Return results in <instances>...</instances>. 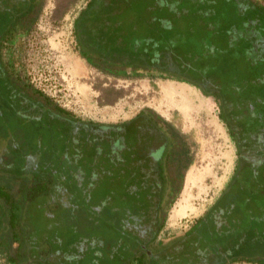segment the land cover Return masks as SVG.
I'll return each instance as SVG.
<instances>
[{"label": "rangeland", "instance_id": "obj_1", "mask_svg": "<svg viewBox=\"0 0 264 264\" xmlns=\"http://www.w3.org/2000/svg\"><path fill=\"white\" fill-rule=\"evenodd\" d=\"M155 1L108 0L102 11V20L94 23V32L85 36L86 42L84 39L81 44L76 40L74 21L87 0H42L33 25L17 38L10 53L14 55L15 70L24 79L80 119L98 124L120 123L143 108H151L184 135L193 153V161L184 171L173 203L165 211L159 237L166 241L181 234L204 212L233 172L236 146L220 118L218 105L198 88L174 79L159 78L145 72L126 77L105 73L90 66L77 50L78 47L88 56L101 55L108 63L122 60L130 65L137 62L139 56L135 52L148 45L144 37L151 33L141 28L143 21L151 17L159 25L158 20L163 17L158 12L159 7L153 6ZM157 1L160 3L161 0ZM252 1L264 3V0ZM166 2L171 7L174 5V0H162V3ZM0 5L7 9V16H16L12 6L4 2ZM223 7L233 16L219 25L220 32L238 34L237 38H241L240 32L248 28L253 33V40L248 37L249 40L240 41L236 46L250 47L252 56L263 62L264 14L254 7L235 14L234 6L224 1ZM174 8L166 34L182 37V40L178 39L181 49L177 51L178 58L187 61L191 57L188 55L189 46L195 42L196 53H203L210 48L212 39L198 36V31L190 34V12H182L181 6ZM221 54L224 56L226 52H219L218 57ZM231 54L233 56L220 59L224 70L231 76L232 83L246 84L242 94L244 102L256 112L263 111L259 122H264V83L256 86L251 82L255 81L253 78L258 79L259 70L252 69L251 76L242 77L237 70L243 55L235 50ZM258 66L263 69L264 63ZM170 86L185 89V98L189 102L171 93ZM8 114L0 105V162L16 155L17 159L9 163L12 170L22 171V177L29 183H34V175L44 182L34 204L25 207L24 216L22 212L20 214L24 219L20 222L24 226L19 231V242H23L24 249L16 264H124L126 257H122L124 253L119 255V249L113 253L115 258L109 256L112 254L109 250L112 236L98 231L102 222L95 207L97 197L104 190L102 181L98 180L103 178L101 167L107 165L103 163L104 153L97 151V145H89L90 140L83 131L79 132L74 143L60 136L61 132L52 126L54 130L39 125L29 134L25 130H16L15 123L7 120ZM247 121L250 123L248 129H252L251 119ZM49 135H52V141L48 139ZM66 152L68 155H63ZM20 162L24 166L19 165ZM96 173L99 176L94 177ZM250 174L246 168L244 175L253 183L255 174L253 177ZM47 178L50 184L44 185ZM256 180L254 183L258 187L262 182ZM17 190L16 185L14 191ZM6 216V209H0V250L3 251L9 248L7 243H12L6 228ZM253 225L256 236L263 234L264 221H254ZM96 238L105 242V246L96 243ZM88 239L92 244H88ZM10 246L14 251L15 244ZM256 247L261 246L250 247V253L264 256V247ZM5 257L7 259L6 254ZM0 264H7L2 256ZM235 264L253 263L238 261Z\"/></svg>", "mask_w": 264, "mask_h": 264}, {"label": "trees", "instance_id": "obj_2", "mask_svg": "<svg viewBox=\"0 0 264 264\" xmlns=\"http://www.w3.org/2000/svg\"><path fill=\"white\" fill-rule=\"evenodd\" d=\"M223 1L224 3L227 2L234 6L235 14H241L244 10L251 9V7H254L259 13L264 14V3L261 4L252 0H212L209 2L208 0H174V5L172 7L168 5V2L164 4L162 3V0L160 3L156 0L153 6L159 7L158 12L163 17L158 20L159 25L154 23V18L151 17H148L143 21L141 28H145L151 33H148L144 37V41L148 45H145L140 50L135 52V55L137 57L139 56V60L137 62L130 65L122 60L119 62L117 61L108 63L105 62L106 59L103 60L104 57L101 55L100 57L97 56L98 54H91V56H88L86 52L79 50L78 47L77 50L79 55L90 66L108 74L118 77H126L130 74L145 72L152 76L164 79H174L176 81L184 82L198 88L205 96L212 97L214 99L219 108L220 118L226 125L231 136V120L234 117L235 111L241 108L238 104V101L241 100L244 102L245 100L242 94L245 88L244 85L246 84L237 85L232 83L231 76H229V73L224 70L221 60L226 57H230L231 55L233 56V54H231L233 50L241 53L243 55V59L239 61L237 71L242 77H245L251 76L250 74L253 73L251 72L252 69L254 70L258 68V74H260L258 79L253 78L255 81H251L253 82L252 84L257 86V83H264L262 80L264 77V68L262 69L260 66H258L260 63H264V59L263 62L262 59L259 60L261 62H258L257 59H255L250 53V47L246 48L236 46V44L240 41L249 40L248 37L253 40L252 34H250L247 29L240 32L239 36H241V38H237L238 34L227 35L226 33L222 34L220 32L219 25H221L222 22L231 20V16H233V14H228L226 9L223 7ZM18 2L20 5L17 6L15 4L16 9H14L17 14L16 16L12 17L13 20H11L8 24L9 27L11 26L14 29L16 28V23H18V20L23 18V14H25L30 7L25 4V0H18ZM107 3L108 0H87L84 8L79 12L74 21V29L76 40H80L81 44L82 42L84 43L85 36H89L91 32H94V23L96 21L98 22L102 20V11L104 10V6L107 5ZM208 4H211L212 7L208 6ZM174 6H181L182 12H190V24L188 26V31L190 34H193L194 31H198V36H209L212 39L210 48L204 50L203 53H196L194 49L196 47L195 42L193 45L189 46L188 55L191 57L187 61H181L178 58L177 51L181 50L180 46L178 45V39L180 41L182 40V37H177V35L173 37L169 34H166L168 32V25H171L169 16L172 14L171 12H174L175 8L172 9ZM243 6L244 8H242ZM250 20H252V18H250ZM30 27L28 29H30ZM128 51L132 53L130 50ZM221 51L222 53L226 52V54L224 56L221 54V56L218 57L217 54ZM13 56L14 55L12 53V57ZM17 73L19 76H21L19 72ZM18 75H16V73L14 75V84L19 82ZM24 85L26 86V90L41 98L43 102L38 105L31 103L30 108L33 110V112L23 113L24 118L16 117L20 115V112L15 107L11 106L10 108V105L8 104L6 105V109H9L10 114L14 116L13 122L17 125L26 127L27 130L25 131L29 134H31L32 131H34L39 125H45L50 127V130H54L51 129V126L54 127L53 122L51 121L53 119L52 113H60L62 115L68 116L67 122H65L59 128H54L61 132L60 136H63L69 140L74 138L73 130L75 127L73 125L76 122L92 124L90 120L81 121L79 120L80 118H75L70 111L62 108L45 93L35 88L28 79H25ZM246 107H248V105L244 106V108ZM50 108H52L53 111H50ZM45 112L48 115L44 121L43 115H41V113ZM260 115L261 113H259V116ZM259 121L260 119H258L257 122L258 127L261 124ZM138 124L146 125L148 129L162 136L163 140L160 139L159 141L161 144V152L158 154V159L156 162L148 167H141L139 172L137 171V168L135 169L136 165L132 164L131 169H134V172L132 175H130L131 178L127 177L128 179H126L125 183H121L122 186L117 187L119 190H117V188L114 186H107L104 184V178L98 179L99 181H102L104 190L103 193L97 197L96 204L101 205L102 203H105V201L115 199L114 201L117 203L121 202L123 205L115 206L114 209L120 211L126 218H130V215L139 213L137 208H139V205L144 204V201L149 196L146 194V191L149 193H151L153 190L157 191V198L155 197L157 205L160 204V193L163 191L164 187L169 185L173 187L175 189V197L180 189L184 171L193 161V153L190 149V146L188 145V142L185 141L184 135L177 128H175L174 125L166 121L161 115L151 108H143L130 119L120 123L99 125L102 126V130H109V137L103 140H105L107 144L111 145L112 142L118 140L119 138H117L118 136L115 132L114 134L116 136L112 135L110 130L118 131L122 134L123 140L128 141V134L131 132V130H134H130V128L137 126ZM163 128H166L169 133L165 135L162 131ZM48 139L52 141V135H49ZM126 143L127 142L123 144V148L128 150L129 144ZM16 159L17 156L14 155L13 160ZM1 161L0 209H6V228L9 232L8 236H11L12 239L11 244H15V247L13 251L10 246L11 244L7 243L9 248L6 251L0 250V256L5 259L7 264H16V259L20 260V257L23 253L22 251L24 249L23 242H19L21 238L19 231L21 232V227L24 226L20 221L24 222L22 216L25 215V207L34 204L33 202H35L36 197L38 198L42 191L41 187L43 186L44 182L43 179H38L36 175H34L32 176V178L35 180L34 183H29L25 180V177H22V171L18 170L17 172L16 170H12L10 164L7 163V161ZM112 161V159L105 161L108 169H114V167L118 168V166H121L120 163H113ZM20 164L21 166H24L23 163L20 162L19 165ZM101 168L104 169L105 167L102 166ZM114 180V178H109L107 182H112ZM45 182L46 183L44 185L50 184V180L48 178ZM238 184L239 186L235 187V184L229 183L227 186L228 190L225 192H229L231 188L235 187V190L230 197L236 199L235 201L240 204V207H242L239 213V218H257L258 212L250 211L249 208L244 209V205L251 201L253 204L251 203L250 205H252L253 208L262 209L264 206V197L262 195H257L256 192H254L255 190L252 191L245 188L242 184V181H240ZM16 185L18 187L17 192L14 191ZM174 197L172 201L174 200ZM243 201L246 202L243 203ZM22 206L23 208H21ZM230 207V204H224L222 200H218L211 206L210 209H213V211L216 213H219L220 211L222 213H226ZM21 212L22 216L20 217ZM95 212L97 213L99 221H101L103 218V209ZM205 215L199 217L195 225L189 229V235H187L188 238H183L182 242H173L174 244L172 242L162 244V247L156 250V252L162 253L172 249V251H175L176 253L185 254V257L179 259V261L177 260L178 264H193L194 259L196 260L205 258L206 260V257H208L209 254H222V252L225 253V256H222V259L209 264H229L230 262H233L235 258H239L238 260L241 258V260L254 264H264V256L250 253V247L252 246H261L256 248L264 247L263 234L256 236L254 226H251V224L247 223L243 228H234L231 225H226L221 229L217 228L218 226L215 223L214 217L208 218ZM161 221L162 226L164 224V218ZM202 224L204 225V228H208L207 234H204L203 231L202 235V233L199 231ZM98 231L100 233L102 231L103 234L106 233L102 226H100ZM118 233L119 238L115 237V239L114 236L111 235L112 233H108L113 239V242L111 241L110 243V250L112 251V254L109 256L111 259L115 258L113 253L120 250L119 255L124 253L122 257H126L124 264H152V260L153 262L156 261V264H161L158 262L160 260L159 258H144V256H146V251H143V245L140 244V241L136 237L131 236V239L128 241L125 237H130V235H128V233H126L123 228H118ZM192 233L196 234V236H193ZM248 233L250 234L249 237L252 236V240L250 239L251 241L247 240V238L245 239V236ZM248 241L250 242L248 243ZM202 242L205 243L204 246L202 245ZM145 244L148 245V241L145 242ZM5 254L7 255V259ZM230 254H233L234 257H232ZM227 257L232 259L226 260ZM97 260L99 261L100 257H98ZM104 260L105 257L103 262Z\"/></svg>", "mask_w": 264, "mask_h": 264}, {"label": "flooded vegetation", "instance_id": "obj_3", "mask_svg": "<svg viewBox=\"0 0 264 264\" xmlns=\"http://www.w3.org/2000/svg\"><path fill=\"white\" fill-rule=\"evenodd\" d=\"M41 1L42 0H25L26 2L25 4L27 6H30L29 10L25 14H23V18H21V20H18L15 29L12 28L11 26L10 27L8 26L9 22L13 19L12 17L7 16V9L1 7L0 5V17H1L0 18L1 20L0 21V105L7 113H9L7 120L11 122H13L14 116L10 114L9 109H6V105L9 104L10 108L11 106L17 108L18 111L20 112V115L16 117L24 118L23 113L33 112V110H31L30 108L31 103L38 105L43 102L41 98L26 90V86L24 85L25 79L19 76L18 73L16 72L14 68L12 53H10L11 52L10 49L13 45H15L17 38L27 33L29 31L28 28L31 25H33L37 17L38 11L40 9L42 3ZM209 1L212 0H208V2ZM3 2L6 3L8 6H12L14 9H16L15 4L17 6L20 5L18 0H0V4ZM208 6L212 7L211 4H208ZM242 8H244V6ZM247 30L249 31L250 34L253 35V33L248 28ZM263 53L264 51L262 52L261 57L264 58ZM15 73L16 75H18V79H19L18 80L19 82L16 84H14ZM262 80L264 82V77L262 78ZM238 102L241 108L235 111L234 117L232 118L231 120L232 122L230 125V129L232 132L231 138L234 141L237 151L234 169L228 182L223 187L219 195L204 210V212L201 215H199L181 234L173 235L166 241L160 239L159 237L160 232L162 231V228L164 226V224L161 226L162 223L161 220L165 218V211L173 203L172 199L175 195V189L169 185L167 187H164L162 192L160 191L161 198H160V204L158 205L155 200V197L157 198V191L153 190L151 191V193L146 191V194L149 195L148 198L144 201V204L139 205V208H137L139 210L138 211L139 213L130 215V218L124 217V215H122L120 211L114 209L115 206L123 205L121 202L117 203L116 201H114L115 199H110L109 201H105V203H102L101 205L96 204L95 211L103 209V218L101 222L104 231H106L107 233L109 232L112 233L111 235H113L115 239V237L119 238L118 228H123L125 232L128 233V235H130V237L124 236L128 241L131 239V236H134L140 241V244L143 245L142 249L143 251H146L145 252L146 256H144L145 259L156 257L160 259L158 262H160L161 264H178L177 260L179 261V259L185 257V254L176 253L175 251H172V249H169V251L162 253L156 252V250L162 247V244H167L170 242L178 243V242H182L183 238H188L187 235H189L188 234L189 229H191L192 226L195 225L199 217L205 214H206L205 216H207L208 218L214 217L215 223L218 226L217 228H221V229L226 225H231L234 228H238V227L243 228L244 226H246L247 223L251 224V226H254L253 225L254 221H258V220L264 221V206L262 209H255L252 207V205H250L251 203L253 204V202L251 201L247 202L244 205V209L249 208L250 211L258 212V217L255 219H250V218L247 219L244 217L239 218V213L242 207H240V204L235 201L236 199L230 197L233 191L235 190V187L239 186L238 183L240 181H242V184L244 185L245 188L250 189L252 191L255 190L254 192H256L257 195L259 196L262 195L264 197V122L262 121L259 127L257 125L259 119V113L263 111L259 110L256 112L250 105L244 108V106L247 105L248 103L243 102L241 100H239ZM50 111H53V109L50 108ZM41 115H43V119L45 121L48 114L45 112V113H41ZM52 115H53V119L51 121L53 122L55 128H59L65 122H67L68 119L67 115H62L60 113H52ZM73 116L76 118L75 115ZM246 118L251 119V124L254 125L252 129L251 128L248 129V127H250V123H248ZM79 120L82 121L83 119H79ZM165 120L168 121L167 119ZM91 122L92 124L76 122L73 125L75 127L73 130L74 138L71 140V142L73 143L76 142L77 135L79 134L80 131H83L84 136H87L88 140H90L89 145L90 144L97 145L96 146V148L98 149L97 151L104 153L105 161L112 159L113 163L121 164V166L120 167L118 166L116 170L108 169L106 165L103 166L105 168L102 170V177L104 178V182H105L104 184H106L107 186L111 185L116 188L118 186H122L121 183H125L126 179L131 178L130 175H132V173L134 172V169H131L132 164L136 165L135 169L137 168V171L139 172L141 167L143 166L148 167L153 163H155L156 160L158 159V154L161 152L160 150L161 144L159 143V141L160 139L163 140L162 136L148 129L146 125L138 124L137 126L131 127L130 130L131 129L134 130H131V132L128 134L129 136L128 141H124L122 138V134L119 133L118 131L110 130L111 134L115 135L114 134L115 132L118 136L117 138L119 139L115 140L114 142H112L111 145H109L106 143L105 140H103L109 137V130L107 131L102 130L101 129L102 126L96 124L93 121ZM15 125L17 126L16 130H20V131L27 130L26 127L17 124ZM162 131L165 135L169 133L166 128H163ZM83 141L85 142V139ZM125 142L129 144L128 150L123 148V144H125ZM63 155L67 156L68 152L63 153ZM71 156L73 157L75 156V154H72ZM12 159L10 158V160L7 159L4 160H6L7 163H10ZM105 161L103 163H105ZM246 168L250 170L251 177H253V174H255L254 182L256 179H257L256 181L262 182L260 185H258V187L255 185L254 182L252 183L251 178L250 180H248L249 178L247 179V177L244 175ZM257 168H260V171H258ZM254 170L255 172H253ZM93 176L97 177L99 176V174L96 173ZM109 178H114L117 181L114 180L112 182L110 181L107 182ZM92 183L94 184V180L92 181ZM229 183L235 184V187L231 188L229 192H225L228 190L227 186ZM117 190H119V188H117ZM218 200L219 201L222 200L224 204L226 203L230 204L231 207L229 208L228 212L222 213L220 211L219 213H216L215 211H213V209H210L211 206L214 203H216V201ZM244 202L246 201H243V203ZM207 229L208 228L206 227L204 228V225L202 224L201 229L199 231L203 235V231L204 234L205 233L207 234ZM193 236H196V234H193ZM249 236L250 234L248 233L245 236V239L247 238V240H250L252 236L251 237ZM262 236L264 239V226H263ZM94 240L95 239H93V241ZM86 241H89L88 244H92L91 239H88ZM111 241L113 242V240H110L109 243H111ZM147 241L149 243L148 245L145 244V242ZM250 241H248V243ZM96 243H103L104 246L106 244L101 239H97ZM202 245L204 246L205 243L202 242ZM110 247L111 244L109 245V250L111 249ZM230 255L234 257L233 254ZM222 256H225V253L222 252V254H216V253H213L211 255L209 254L208 255L209 258L206 257V260L205 258L196 259V260L194 259L193 264L214 263V261L222 259L223 258ZM230 259L232 258H228V257L226 258V260H230ZM238 259L239 258H235V260L233 262H230L229 264H235L238 261L239 262L244 261L241 260V258L240 260ZM152 264H156V261L153 262L152 260Z\"/></svg>", "mask_w": 264, "mask_h": 264}, {"label": "bare ground", "instance_id": "obj_4", "mask_svg": "<svg viewBox=\"0 0 264 264\" xmlns=\"http://www.w3.org/2000/svg\"><path fill=\"white\" fill-rule=\"evenodd\" d=\"M171 91V93L175 94L176 96H180L182 99L186 100L185 98V94H186V90L183 88L180 89H174L172 86L168 87ZM169 91V90H168ZM188 98V97H187ZM190 98V96H189ZM189 100V99H188ZM188 100H186V102H189Z\"/></svg>", "mask_w": 264, "mask_h": 264}]
</instances>
